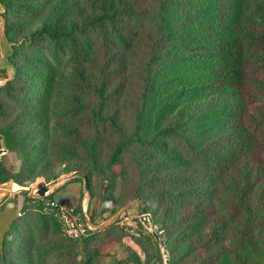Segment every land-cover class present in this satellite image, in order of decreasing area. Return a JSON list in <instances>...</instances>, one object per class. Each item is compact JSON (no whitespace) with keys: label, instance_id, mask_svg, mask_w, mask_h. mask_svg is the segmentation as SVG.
I'll use <instances>...</instances> for the list:
<instances>
[{"label":"trees","instance_id":"obj_1","mask_svg":"<svg viewBox=\"0 0 264 264\" xmlns=\"http://www.w3.org/2000/svg\"><path fill=\"white\" fill-rule=\"evenodd\" d=\"M0 8L13 71L0 88V115L14 74L39 87L37 105L28 101L0 125L5 148L25 152L28 127L38 121L44 148L32 180L58 160L74 161L65 173L107 182L106 192L116 189L117 176L113 208L89 187V200L100 198L90 222L140 200L162 232L158 240L150 233L144 260L131 252L115 264H151V251L154 264H181L197 250L207 251L199 264H231L221 259L227 219L256 258L236 264H264V162L255 132L264 126V0H0ZM250 90L259 104L248 111ZM219 116L229 122L222 132L200 129ZM47 117L57 137L49 138ZM5 159L0 184L17 181ZM44 204L20 220L17 253L4 240L0 264H37L49 255L56 264H100L102 249L122 238L77 251L98 231L65 237L64 245L61 224ZM48 236L60 242L49 246Z\"/></svg>","mask_w":264,"mask_h":264},{"label":"rangeland","instance_id":"obj_2","mask_svg":"<svg viewBox=\"0 0 264 264\" xmlns=\"http://www.w3.org/2000/svg\"><path fill=\"white\" fill-rule=\"evenodd\" d=\"M2 13L3 9L0 8V74H2L5 81L6 77L12 76L13 71L8 65V56L12 49L11 45L7 43L4 37V20L1 17ZM13 77L15 88L10 89L12 91L11 95H2L5 114L3 116L0 115V125L9 122L18 113L25 111L27 109L28 101L30 102L32 100L31 103L35 105L36 103H34L33 100L38 99L39 87L36 82H31L26 77L16 78L15 74ZM246 99V106L248 111H251L253 108L258 107V96L254 93V91L250 90V94L246 97ZM217 119H219L218 122ZM54 121V118L47 117L48 127L46 129L50 134L49 138L58 136L57 131L53 132V128H55ZM223 122L224 125L229 124L227 118L225 117L224 119L221 116H219L218 118L216 117L213 122H210V120H205L203 121V126L200 129L207 128L209 129V131L211 129H217L215 131L209 132L213 134L222 132L223 128L220 129V127L218 129V127L222 125ZM39 125L40 123L38 121H33L28 127L30 129V139L26 142L24 149L25 152H22L19 149L15 151H8L6 154V159L4 160V162L11 167L13 174L17 175V181H8L6 183L0 184V189H4L0 193V208L10 201L16 202L19 208L20 217L16 220L14 227L11 226L10 230L5 234L6 249L7 251H12L13 253H17L19 251V244L16 237L17 233L24 232V226L20 224V220L25 219L28 213L32 211V209L39 208L42 202L43 204L46 203L48 201L46 197H51L50 201L53 200L60 205L69 207H76L81 203L82 200L88 199V212L99 209L100 200V198L95 201L89 200L90 186H92L94 191L100 193L99 197H106L107 209L116 206V204L110 203L108 199H110V201H115L112 199H117L120 197L121 181L117 176L116 189H114L112 192L110 190L109 192H106L107 182H103V184H101L96 176H93L91 181H87V184H85L82 177L84 175L83 173H74V171L65 173L63 168L70 163H73V160H66L62 162L58 160L57 162L52 164L53 170L50 173L43 174L41 175V177L32 180V173L35 171V168L39 163V157L42 154V150L44 148L42 136L45 135V131H40ZM255 132L258 139L259 153L262 161L264 162V126L260 125L255 127ZM31 147L35 148H32L31 150ZM114 170L115 174L118 175L121 171V168L119 166H115ZM19 183L25 185V189L21 188L13 190L14 185H19ZM40 183H44V186L47 188V192L43 197H40L37 193V185ZM22 191H26V194H23ZM110 193H112V196L110 195ZM45 211L48 210L45 209ZM141 212V205H138L137 200H132L125 203V205H123L122 207L117 208L114 214L105 213L98 220V232L92 235V238L88 239L86 244H82L83 240H81L78 243L79 247L77 248V251L81 249L82 245H86L88 249L99 248L103 240L107 242L112 240L113 238L120 236L122 238L119 242H114L113 244L107 246L105 249H102V255H100L98 259L99 263L115 264L116 261H127L131 252H135L139 257H141L142 260H144L142 249L143 246H147L149 249H151L152 235L148 230H146L143 226H140L137 222V217ZM236 223V221L227 219L226 229H223V238L221 239L224 241L225 247V253L221 257V259H228L231 264H236V259H256L255 256L248 249H244L241 246V243L238 241L234 228L236 226ZM258 230L261 234V240H264V221L260 222V224L258 225ZM62 238H65V236H62ZM66 240V238L62 240L64 245L67 244ZM54 242L59 243L60 239L51 236L47 237V244L49 246H51V243ZM56 251L57 250H55L53 253H55ZM162 252L165 253V250L163 249ZM206 254L207 251L197 250L188 259L182 261L181 264H199L200 262L198 261V259L204 257ZM232 255H236V257L234 258ZM150 258H152L150 259L151 264L156 263L154 260L156 259L154 251L150 252ZM206 259H209V257ZM36 263L56 264L55 259L51 258L50 255L45 256L44 259H39ZM215 263L224 264L223 260L219 259L215 260ZM204 264H211V259H209Z\"/></svg>","mask_w":264,"mask_h":264},{"label":"built area","instance_id":"obj_3","mask_svg":"<svg viewBox=\"0 0 264 264\" xmlns=\"http://www.w3.org/2000/svg\"><path fill=\"white\" fill-rule=\"evenodd\" d=\"M53 211L54 216L59 220L62 231L65 237L69 239H78L80 237H87L91 233L98 230V225L90 222V212H88L85 203H82L79 208L60 205L56 201H49L45 205ZM138 222L151 234H156L158 237L161 231L150 222L147 213H139L137 217Z\"/></svg>","mask_w":264,"mask_h":264},{"label":"water","instance_id":"obj_4","mask_svg":"<svg viewBox=\"0 0 264 264\" xmlns=\"http://www.w3.org/2000/svg\"><path fill=\"white\" fill-rule=\"evenodd\" d=\"M5 85L4 77L0 74V88ZM1 108V107H0ZM8 152L7 148H5L3 143V136L0 134V157L6 155ZM75 173V172H74ZM85 184H87V178L83 175ZM37 193L40 197L45 196L47 192V188L44 186V183H40L37 185ZM138 205L142 207V213L145 212V204L137 200ZM20 217L18 204L14 201L7 202L3 207L0 208V254L3 253V243L5 240V234L10 230L14 221H16ZM99 229V228H98ZM156 240L159 237L156 234H152Z\"/></svg>","mask_w":264,"mask_h":264},{"label":"crops","instance_id":"obj_5","mask_svg":"<svg viewBox=\"0 0 264 264\" xmlns=\"http://www.w3.org/2000/svg\"><path fill=\"white\" fill-rule=\"evenodd\" d=\"M82 203H85V205L87 206V209H88V199L82 200L78 206H80Z\"/></svg>","mask_w":264,"mask_h":264},{"label":"bare ground","instance_id":"obj_6","mask_svg":"<svg viewBox=\"0 0 264 264\" xmlns=\"http://www.w3.org/2000/svg\"><path fill=\"white\" fill-rule=\"evenodd\" d=\"M22 187H19V186H17V185H14V187H13V190H16V189H21ZM23 189V188H22ZM2 190H4V189H0V193L2 192Z\"/></svg>","mask_w":264,"mask_h":264},{"label":"flooded vegetation","instance_id":"obj_7","mask_svg":"<svg viewBox=\"0 0 264 264\" xmlns=\"http://www.w3.org/2000/svg\"><path fill=\"white\" fill-rule=\"evenodd\" d=\"M4 244V243H3Z\"/></svg>","mask_w":264,"mask_h":264}]
</instances>
